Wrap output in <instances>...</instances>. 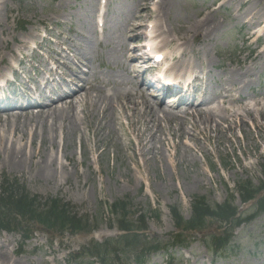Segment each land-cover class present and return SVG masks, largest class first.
I'll return each mask as SVG.
<instances>
[{
	"label": "rangeland",
	"instance_id": "1",
	"mask_svg": "<svg viewBox=\"0 0 264 264\" xmlns=\"http://www.w3.org/2000/svg\"><path fill=\"white\" fill-rule=\"evenodd\" d=\"M99 1L0 0V61L2 57L5 62L11 60L10 52L16 51L22 41L28 42V46L35 42L42 47L39 49L41 52H50L49 60L56 58L52 51L60 52L62 49L67 53L61 52L64 56L61 60L77 63L80 68L77 70L73 66L75 72L70 74L61 67L59 70L64 78L77 75L76 82L85 80L87 89L100 88L89 91L91 95L85 102L90 99L96 102L98 97L102 99L105 95L117 96V92L125 89L137 97L140 92L131 78V69L142 71V68L131 66L132 63L126 67L130 57L125 54L127 46L123 45L128 44V48L134 45L127 41L129 29L136 23L135 10L143 3L139 4L141 0H106L104 27L97 31ZM156 1L151 0L146 5L147 13L141 14L144 23L162 24L165 36L188 38L186 67L200 80L197 87L201 85L199 93L202 99H213L210 105L216 108L218 116L228 118L230 114L224 110L240 115L229 118L227 123L221 122L220 132L208 131V139L199 135L198 140H189L186 136L183 141L179 132L174 131L177 126L174 120L167 123L165 117L153 118L151 112H143L133 117L142 132L143 148L140 140L137 145L133 136H128L126 121H118L121 128L118 124L113 126L109 123V111H99L97 105L86 106V118L79 128L60 139L57 137V145L52 147L47 146L46 141L41 144L40 139L33 144L25 136L22 140L14 139L8 127L0 126V135L8 140V146L13 142L17 149L22 147L28 154L35 150H41L42 154V157L35 154L32 161H27L28 166L18 172L3 163L1 153L0 193L4 189L9 194L38 196L41 201L61 200V204H69L72 211L86 216L88 224H91V219L99 220L91 233L58 235L52 229L46 230L35 219L24 220L17 214L12 215V221L18 222L19 230L23 232L0 230V245L6 236L12 238L6 246L17 264H97L96 258L84 253L89 251L92 243L120 237L115 225L110 226L108 217L113 219L105 208V205L119 201L129 202L127 220L134 228L144 224V234L138 232L142 243L147 240L146 235L161 246L172 243L170 239L177 234L186 236L185 247L172 248L167 252L169 257L162 252L152 254L144 264H264V213L231 231V247L214 257L208 253L203 241L207 236L225 234L228 225L212 219L200 230L180 231L174 226L170 212L174 209L184 221H188L192 214V200L201 198L212 205H222L229 200L240 210L243 205L239 193L234 190L236 184L250 182L257 187L263 181L259 166L264 162V0H167L163 14L158 17L154 13ZM204 18L210 26L206 40L195 41L199 36L192 33ZM249 24L253 26L251 30ZM44 32L52 43L41 40ZM56 43H61L62 47H57ZM167 49L174 50L175 46ZM178 53L176 50L173 64L181 63V68L183 65L177 58ZM38 54L33 53L32 60V54L24 58L21 71L24 70L25 78L37 80L41 78L40 70L47 71L44 65L46 57ZM5 65L0 66V78L7 75ZM34 65L39 69L36 75H32L30 70ZM119 98L125 102L126 98ZM133 102L139 103L140 100L135 98ZM244 106L253 112L243 113ZM127 109L130 114L132 106ZM79 110L77 113L82 118ZM180 110L178 108L175 112L181 114ZM32 111L28 113L36 112ZM4 118L5 114H0L1 121ZM101 118L103 120L100 121ZM186 119L184 131L191 133L192 120L188 116ZM229 123L231 126L226 130ZM115 130L121 139L117 138ZM94 139L95 142L98 140L96 153L92 152ZM45 145L46 151L43 149ZM63 152L77 163L75 174L63 159ZM95 155L99 162L87 168ZM48 156L57 161L56 166H67V182L59 170L54 178V187L52 182H44L34 176L31 169ZM84 176L89 177L85 180ZM3 208L0 205L2 214L15 212L10 207ZM139 250L118 257L123 259L122 264H136L135 256ZM73 255L75 263L71 261Z\"/></svg>",
	"mask_w": 264,
	"mask_h": 264
},
{
	"label": "bare ground",
	"instance_id": "2",
	"mask_svg": "<svg viewBox=\"0 0 264 264\" xmlns=\"http://www.w3.org/2000/svg\"><path fill=\"white\" fill-rule=\"evenodd\" d=\"M166 1L167 0H157L156 3V14L159 16L160 14H163L164 8L166 7ZM151 2V0H141L142 7L138 5V9L135 10V16H136V23L131 26L129 29V37L127 41L130 43L136 44L141 39H146L147 36L145 34V30L147 29V25L144 23V19H142L141 14L147 13L146 5ZM241 4H247V2H242ZM2 3L0 2V6ZM150 12V11H149ZM246 17H249L247 15ZM255 19V17H253ZM144 23V25H143ZM249 29L251 30L253 26L250 24L248 25ZM162 24L161 26L158 24L155 25L151 36V40L155 41L157 46L161 49H165L171 45L175 46L174 52L176 50L179 51V58L184 57V49L189 45L190 40L186 38L185 36L173 38L171 36H165L164 31H162ZM210 26L207 23V18H204L202 21H200L193 33L199 36V38H195V41L198 39L200 42L206 40V36L209 32ZM191 35V36H192ZM252 37L254 36L251 34ZM251 36L248 38L250 39ZM194 41V39H192ZM192 44V43H191ZM124 47L127 46V49L125 50V54L130 57V59L127 61L126 67H130L128 63H132L131 66H139L141 64V59L139 60L135 54L137 53V50H140V47L135 48H128V44H124ZM56 55L60 57V55L56 52ZM2 60L0 61L1 64L4 63ZM166 59L163 61L165 62ZM79 63H81L79 61ZM178 63V62H177ZM177 63H174L168 67V70L174 71V76L179 77L182 74L185 73L182 72V68L180 70V67ZM63 67H66V64H62ZM68 71H71L70 68H66ZM248 70H250L248 68ZM146 71V70H144ZM1 72V69H0ZM133 73V76L131 77L133 81H135L136 89L140 92L137 97H134L131 95V93L128 90H123L120 92H117V96L115 94L111 96H104L102 99L97 98V101L94 102L91 99L89 102H85V99L87 96H90L89 91H97L100 89L99 87H95L93 89H86L84 86H81L77 88V90L69 95L63 96L59 93L58 98L54 101L50 96L44 98L42 105L39 109L35 112V114L28 113L31 111L30 109H25L22 111L24 114H20L14 111H10L7 109V111L4 112L5 118L1 121L0 119V126L8 127L9 133L12 135V137L18 138L19 140L23 139V136L26 137V139H29L31 141V144H33L35 141L40 139V142L42 144L43 141H46L47 146L52 147L57 145V137H60L64 134H68L71 131H75L79 128L80 124H82V121L85 120L86 114H85V108L86 106L93 107L98 106L99 111H109V123H112L113 126H116V124L119 125L121 128V124L118 123L119 120L126 121V127L128 136H133L134 140L136 141V144L138 145V141H141L142 148L144 147L142 143V132L138 129L137 120H134V116L140 115L143 112H151L153 118L162 119L165 117L168 121L174 120L175 124V132H179L180 137L184 141L186 139V136H188L189 140H198L199 135H203L205 139H208V131H211L212 129L216 130V132H220V124L221 122L227 123L229 121V118L236 117L240 115V113L237 112H229L228 110H224L225 113H229V117L226 118L225 116L221 117L216 114V108H209V102L206 104H203L201 98L197 95L193 99V102H195V107L191 106L186 109H184L182 112H179L181 114H178L175 112L177 108H171L167 107L163 101H157L155 97L154 100H149L146 95H144L143 92L145 90L142 88V84L139 81L138 72L136 70H131ZM191 73H193L191 71ZM143 74V72H142ZM182 75V76H183ZM194 81L198 79L196 75L193 76ZM232 80V79H231ZM232 82V81H230ZM67 85L71 84V82L65 83ZM138 93V92H137ZM124 97L125 102H121L119 97ZM146 96V97H145ZM140 100V102L135 103L134 99ZM105 105L106 107L102 106ZM132 106V109H129L131 113H128V109L126 110V107ZM77 108L80 109V113L82 114V118L79 117L77 113ZM139 108V109H138ZM147 109V110H146ZM247 112L248 114H251L253 111L247 106H244L243 113ZM251 112V113H250ZM28 113V114H27ZM99 114V112H97ZM96 115V114H95ZM189 117L190 120H192L193 129L191 130V133H187L184 131V122L187 120L186 117ZM106 117V116H105ZM251 117H254L251 115ZM103 120V118L100 119V121ZM245 125V124H244ZM203 126V129H200V127ZM214 126L215 128H212ZM231 126V123L227 125L225 128L226 130H229ZM29 127L30 129L27 130L26 128ZM96 131V130H95ZM199 131V132H198ZM59 133V134H58ZM115 134H117V138L121 139L117 131L115 130ZM127 136V137H128ZM98 141V140H97ZM97 141L94 143L95 146L92 149V152L97 151ZM8 140H4V137L0 135V148H2L3 157L1 158L3 160L4 164H7L11 168L15 169L16 171L20 172L23 170L24 167L28 166L27 161H32L35 154L41 155V150H35L32 153H27L24 151L22 147L16 148L14 143L12 142L9 146L7 145ZM131 142V141H130ZM132 144V142H131ZM185 144V143H184ZM138 147V146H136ZM42 148V146H41ZM173 148L176 149V145H173ZM45 151L47 150L46 145L43 147ZM65 151V150H64ZM138 156H140V152H137ZM136 156V154H135ZM51 156L46 157L43 161H41L39 164H35L34 168L31 170L34 172V176L43 180L44 182H52V185L54 187V178L58 172V170L61 172V174L65 175V181H68V168L65 165L56 166L57 161L56 160H50ZM63 159L68 162V166H71V169L73 170V173L75 174L77 163L72 161L71 158H68L66 156V152H63ZM99 157L94 156V160L92 162L88 163L87 168L91 167L92 164L98 163ZM30 165V163H29ZM89 176H84L85 180H87ZM59 178V176H58ZM70 178V177H69ZM87 182V181H85ZM11 237H5V240L3 242V245H0V264H17L16 260H13L11 258V254L7 250V246L9 244V241L11 240ZM15 253V250L12 252V254Z\"/></svg>",
	"mask_w": 264,
	"mask_h": 264
},
{
	"label": "trees",
	"instance_id": "3",
	"mask_svg": "<svg viewBox=\"0 0 264 264\" xmlns=\"http://www.w3.org/2000/svg\"><path fill=\"white\" fill-rule=\"evenodd\" d=\"M261 170L264 177V162L261 165ZM237 189L241 202L245 204L253 200L260 191L264 190V181L261 182L259 187H254L250 182H240L237 185ZM0 196L2 197L0 198V205L4 207L3 209L5 210L6 207H10L15 211L14 213L7 212V214L0 212V229H7L9 231L14 228L18 229L19 223L13 222V217H11L17 214L18 217L24 220L25 218L35 219L41 226L58 233L89 232L90 225L88 224V218L85 216L77 217V213L71 212L69 206L61 204V201L45 200L41 202L37 197H30L29 195L22 197L18 194L15 196V194L6 192L1 193ZM128 206L125 202H116L112 207V213L117 216L118 228L123 232V235L117 240H106L103 244H92L88 248L89 251L86 250L84 253L85 255L98 258L102 264H109L112 261H122L123 259H120L118 255L125 257L133 251L135 253L137 249H140L135 259L136 263L143 264L147 255L159 251L166 252L172 246H183L187 243L186 236L182 233L174 237L173 243H168L165 246H161L154 238H145L147 240L142 243L136 231H145L146 228L143 223L141 227L134 228L133 224L127 220ZM254 207L251 208L254 212L250 215H247V213L251 210H247L237 217L238 209L230 201L222 205H212L201 198L194 199L192 203V215L189 221H184L174 209L171 210V213L175 225L180 231L187 230L192 232L200 230L212 219L225 223V225L227 224L229 229H226L227 231L224 230L225 234L218 237L207 236L203 242L210 250L224 251L229 247L231 242V231L233 228L239 227L243 223H248L258 215L264 213V196L257 201ZM121 246L123 247L122 250H120ZM111 256L113 258H110Z\"/></svg>",
	"mask_w": 264,
	"mask_h": 264
}]
</instances>
